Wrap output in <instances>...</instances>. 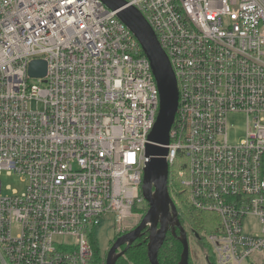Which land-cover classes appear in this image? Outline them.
<instances>
[{
	"label": "built area",
	"instance_id": "2783aa9c",
	"mask_svg": "<svg viewBox=\"0 0 264 264\" xmlns=\"http://www.w3.org/2000/svg\"><path fill=\"white\" fill-rule=\"evenodd\" d=\"M125 1L177 80L170 195L218 217L206 235L213 264H247L264 253V0ZM117 13L102 0H0V175L27 177L11 195L0 179V264H91L104 217L119 236L149 209L145 149L160 91ZM35 59L45 77L30 76ZM230 113L247 117L237 143ZM251 216L258 232L245 230Z\"/></svg>",
	"mask_w": 264,
	"mask_h": 264
},
{
	"label": "water",
	"instance_id": "95a60500",
	"mask_svg": "<svg viewBox=\"0 0 264 264\" xmlns=\"http://www.w3.org/2000/svg\"><path fill=\"white\" fill-rule=\"evenodd\" d=\"M102 1L112 10H118L119 19L130 28L139 40L151 61L160 91L159 114L145 149L148 161L144 169L142 193L149 204V209L134 228L115 239L107 252L105 264H116L119 258L146 233H148L149 261L151 264H160L158 254L169 232L176 236L182 244L178 264H190L188 232L180 221L178 209L168 187L167 145L170 142V130L175 120L179 98L175 73L155 32L136 7L126 6L125 0ZM29 74L32 77H45L47 61L44 59L31 61Z\"/></svg>",
	"mask_w": 264,
	"mask_h": 264
},
{
	"label": "rangeland",
	"instance_id": "374dc122",
	"mask_svg": "<svg viewBox=\"0 0 264 264\" xmlns=\"http://www.w3.org/2000/svg\"><path fill=\"white\" fill-rule=\"evenodd\" d=\"M35 83L36 81H32ZM36 108V104L33 105ZM40 109L43 108V105L39 106ZM247 132V117L244 113H230L227 118V133L230 143H237L246 137ZM180 161H178V166ZM2 183V193L3 195H11L13 191L22 193L25 189L27 177L25 175L17 174H8L3 172L0 175ZM139 213V212H138ZM144 212H140V216H144ZM181 217V216H180ZM192 220V217H190ZM137 214L135 217H131L127 220L126 230H131L138 223ZM185 229L189 234V244H190V264H207L206 256L209 255V245L206 241V234L202 233L201 237H195L194 232L191 231L190 221L182 222ZM198 227H202L198 224ZM202 231V228H200ZM245 230L247 232H258L259 231V222L255 217H248L245 219ZM95 237L98 240V246L100 250V255L102 259H105L108 250L114 243L118 234L115 231V222L112 221L111 217H107L100 225L95 228ZM264 261V253H255L248 260L247 264H254L257 262Z\"/></svg>",
	"mask_w": 264,
	"mask_h": 264
},
{
	"label": "trees",
	"instance_id": "16d2710c",
	"mask_svg": "<svg viewBox=\"0 0 264 264\" xmlns=\"http://www.w3.org/2000/svg\"><path fill=\"white\" fill-rule=\"evenodd\" d=\"M177 208L178 210L182 211V215L180 217L181 223L183 221L189 220L191 231L194 232L195 237L198 236L200 238L203 232L207 235L217 231L219 221L216 214L200 210H194L183 205H179L177 206ZM190 217H192V220L190 219ZM198 224L202 227H198ZM200 228H202V231H200ZM177 232L179 231L177 230ZM147 236L148 233H146L142 238L137 240L126 251V253L119 258L116 264H151L148 257ZM91 242L94 249V256L91 261V264H105L106 257L105 259H102L100 255L98 240L95 237V233L91 236ZM181 252V242L176 236L169 232L158 254L160 264H178L181 257ZM207 258L212 264L214 263L211 251L209 255H207ZM254 264H264V261L257 262Z\"/></svg>",
	"mask_w": 264,
	"mask_h": 264
},
{
	"label": "flooded vegetation",
	"instance_id": "af4514ba",
	"mask_svg": "<svg viewBox=\"0 0 264 264\" xmlns=\"http://www.w3.org/2000/svg\"><path fill=\"white\" fill-rule=\"evenodd\" d=\"M178 211H179V214H180L179 217H180V216L182 215V211H180V210H178ZM177 230H178V229H177ZM128 231H129V230H128ZM128 231H127V232H128ZM178 231H179V230H178ZM187 232H188V231H187ZM178 233H179V232H178ZM188 238H189V234H188ZM120 250H121V249H120ZM120 250H119V251H120Z\"/></svg>",
	"mask_w": 264,
	"mask_h": 264
},
{
	"label": "crops",
	"instance_id": "0c3cea01",
	"mask_svg": "<svg viewBox=\"0 0 264 264\" xmlns=\"http://www.w3.org/2000/svg\"><path fill=\"white\" fill-rule=\"evenodd\" d=\"M206 261H207V264H212V263L209 261V259L207 258V256H206Z\"/></svg>",
	"mask_w": 264,
	"mask_h": 264
}]
</instances>
